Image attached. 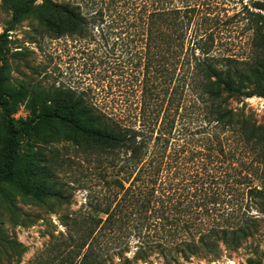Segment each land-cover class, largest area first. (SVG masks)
<instances>
[{
	"label": "trees",
	"instance_id": "1",
	"mask_svg": "<svg viewBox=\"0 0 264 264\" xmlns=\"http://www.w3.org/2000/svg\"><path fill=\"white\" fill-rule=\"evenodd\" d=\"M36 1L0 0L9 13L0 32V191L63 197L50 182L56 168L20 153L26 136L58 124L98 155L100 190L87 186L85 213L65 220L79 264L153 254L181 264L236 249L264 215L256 183L264 182V122L244 102L231 105L264 97V0H44L53 38L82 41L91 67L102 66L98 78L115 73L126 95L109 108L90 86L53 87L16 119L3 58L9 32ZM234 23L248 33L242 55L219 47Z\"/></svg>",
	"mask_w": 264,
	"mask_h": 264
},
{
	"label": "rangeland",
	"instance_id": "2",
	"mask_svg": "<svg viewBox=\"0 0 264 264\" xmlns=\"http://www.w3.org/2000/svg\"><path fill=\"white\" fill-rule=\"evenodd\" d=\"M232 12L229 10L228 14ZM49 15L50 6L44 0H37L31 11L9 32L8 52L3 59L5 75L17 92L12 103L15 105L13 116L16 119L30 117L31 104L40 107L46 92L58 86L78 89L90 86L94 101L109 108L116 106L120 99L124 100L126 94L121 92L124 86L116 85L117 75L99 79L102 66L91 67L82 41L66 36L53 38L44 20ZM8 18L9 13L0 3V32ZM234 25L235 32L227 41L219 43V47L227 53L242 55L248 48V33L240 29L239 23ZM95 58L98 60L97 56ZM243 102L248 111L264 122V97L252 95L240 102L231 100V105L238 107ZM3 132L0 122V134ZM75 141L81 143L80 137L58 124L52 129L41 126L36 135L22 140L20 153L24 159L56 168L50 182L61 188L63 197L51 195L52 189H49V195L33 198L21 194L12 185H3L4 191H0V264H79L81 256H74L76 250L68 244L65 220L67 216L79 219L85 213L87 186L96 183L93 189L100 190L101 183L95 177L96 151ZM256 183L264 189V182ZM256 217L253 233L236 249L222 251L216 260L192 257L181 264H264V215ZM133 249L125 255L131 257ZM119 262L113 256L106 264ZM137 264H163V260L153 254L148 261L139 260Z\"/></svg>",
	"mask_w": 264,
	"mask_h": 264
}]
</instances>
